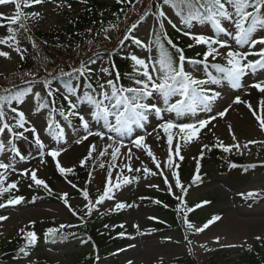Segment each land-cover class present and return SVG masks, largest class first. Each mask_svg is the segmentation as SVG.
I'll return each instance as SVG.
<instances>
[{"label": "rangeland", "instance_id": "374dc122", "mask_svg": "<svg viewBox=\"0 0 264 264\" xmlns=\"http://www.w3.org/2000/svg\"><path fill=\"white\" fill-rule=\"evenodd\" d=\"M69 1L45 0L44 3L32 7L22 6V11L25 13V17L31 21L32 31L35 33L57 34L69 23L71 16H77L89 2L99 1L106 4V7L99 11L102 16L109 11L110 6L117 3V0H86L83 3L80 0L81 6L72 7ZM149 4L150 0H143V3L140 4L135 2L134 9L127 13L115 33L108 35V41L110 42L91 47L89 54L79 53L78 57H80V60L87 61L88 56L93 51L117 49L123 36L128 34L126 29L132 23H136L137 27L132 31L129 39H138L146 46V50L140 55L141 59L146 62L157 59L156 51L152 47V37L159 27V22L157 17L148 12ZM24 9H30L29 14ZM163 10L177 28L183 31L191 32L194 35L212 36L214 34L211 25H195L190 29H185L179 24L178 17L170 7L165 5ZM33 12L39 13V15L33 17L31 15ZM146 12L147 14L145 15ZM0 13H3L5 17L13 15L15 13V5L12 3L0 5ZM5 21L7 20L5 19ZM164 25L168 32L175 35L182 34V32L172 28L167 20L164 21ZM32 31L29 30V37L34 41ZM258 35H264V33H258ZM184 36L193 51L192 58L190 57L191 60L195 58H197L195 60L203 59V53L207 50L206 46L196 44L189 36ZM33 41L30 40L27 44L30 47H34L33 44L35 43ZM231 43L234 45V41ZM35 47H37L36 44ZM260 47V45H257V49ZM15 48H17L15 45L10 48L5 44H0V51L7 52L10 56L8 59L0 56V77H12L15 74L21 62L20 54L14 50ZM241 50H247L246 46ZM220 51L224 52L226 49H220ZM257 58L256 56H249L250 60ZM58 60H52L51 63H58V69H60L63 63ZM72 61L74 60L70 59L66 63L70 64ZM209 62L221 63L225 61L222 57L217 58L215 61L209 57ZM106 66V60H102L94 66L87 67V69L92 72L93 80H96L97 83H103L104 80L109 78L108 73L102 71ZM51 69V67H46V69L44 67L43 73H32L31 78L41 80V78L47 77L51 73ZM186 71L191 72L198 79H206L202 65L187 63ZM257 81H264V70L258 71L255 75L250 74L244 77L242 81L243 87L239 90L232 89L226 81L220 85H206V88L220 92V97L207 108L201 105L198 106L195 112H187L180 115L188 117L187 119H178L180 116L175 113L164 111L161 114L162 118L149 114L148 120L142 122V126L133 125V131L130 134L124 133L117 137L116 133H107V135H112L117 140L115 147H118L121 142L125 145V147L120 148V155L115 162L111 159V148L108 149L106 155H99L100 151L112 143L107 140V135L104 140L97 136H89L87 140L79 144L76 143V140L81 139L85 134L82 127L69 129L65 140H58L52 136L47 131L46 111L38 112L34 109L37 89L33 90L27 98L24 111L29 121V125H26V127L34 126L39 132L41 141L45 145L42 157L45 163H41V154L25 160H18L16 163L8 162L5 157L0 158V161L12 165L8 172L5 173L7 177L5 186L14 181L18 182L19 190L12 189L8 193H16L24 197L23 202L19 206L11 209L5 215L8 219L0 221V249L5 248L16 237L22 235L21 229L27 232L31 227L38 224H51L55 228H59L60 225L76 227L78 222L71 217L73 216L72 211L61 199V195L67 193L71 208L76 211V215L84 218H97L100 215L107 214L110 209H114L115 204L118 202L132 205L120 219V225H124V227L120 228L121 230L118 234L124 233L125 243L120 249L111 251L103 249V254L95 258L92 264H184L177 262L184 258H187L191 264H247L248 261H245L244 255L249 247L252 249L257 246L261 249V259L258 260V264H264V174L252 176L248 174L246 177L231 183L227 177L219 173L217 164L210 161L202 169L209 172L208 176L204 178V183L191 191L187 195L186 201L194 206L212 199H216L217 202L201 209L197 223L191 229L189 238H186L179 230L152 232L150 227L157 220L163 218L160 215L159 208L139 207L137 204L138 200L143 197L157 196L159 194L169 195L178 205L181 204V201L177 199V197H181L180 189L175 187V178L172 172L178 173L181 184L193 179L197 175V163L200 161L203 151L208 149L204 148V145H208L210 148L217 145L218 140L222 141L226 146L239 144V149L232 147V150L226 153L240 154L249 166L264 164V143L248 144L247 148L244 147L249 141H264V131H261L258 121L245 104L233 103L234 98L239 96L242 101L250 102L253 109L257 110L258 115H264L258 108L259 101L264 99V93L249 87L251 83ZM17 84L18 81L15 79H10L8 82H0V91L3 92ZM178 99H180L178 96L172 97L170 103H175ZM74 103H77V101H74ZM160 106L163 107L162 102ZM225 109H227L226 115L220 118L219 112ZM77 111L86 114V119H89L90 128L93 131L106 132L102 120H91L90 115H88L91 109L87 105L79 104ZM213 116H216V119H212ZM73 118L77 119L75 116ZM110 119L114 122L113 118ZM201 120H210L211 122L198 131L196 139L187 143L182 139V137L187 136V133H181L179 128L170 130L173 135L171 148L173 164L168 166L166 161L169 154V145L167 136L159 128V125L166 121H172L177 124H198ZM59 121L62 124V121ZM229 125L232 127L231 133L229 132ZM16 131L23 130L16 129ZM233 134L236 137L235 141L232 139ZM25 135L33 136L31 132H27ZM141 135L146 137L144 143L149 146L156 160L160 162L159 169L156 168L152 158L146 154L143 148L138 149L133 146V139ZM157 135H159V139H157ZM12 136L7 130L0 134V138L5 144L10 142ZM93 144L96 149L92 152V158L87 159L82 167L81 161L88 156L90 145ZM177 144L180 147L179 156L175 154ZM217 148L222 150L220 147ZM52 149H58L61 152L56 159L62 167L73 169V173L66 175L69 179L52 180L53 172L57 170L56 161L47 155V152ZM129 149L132 152L131 167L133 169H141L138 172H129L124 167L125 164L129 163L126 156ZM180 157H183V159L181 160ZM101 164L104 166L101 167ZM113 164L115 166H111ZM182 165H186L187 169L184 177H180L179 169ZM145 167L157 174L146 175L143 171ZM26 170H35L37 177L44 180L52 189V194L56 200L45 198L46 190L43 186H36L30 178L20 175L21 172ZM109 171L112 172V184L117 182L118 174L121 182L125 178H130L131 182L126 185L122 184L119 190L114 189V199H106L103 203L96 205V209L91 216L85 215L87 211L85 205L88 201L84 198L74 197V195L78 194V188L80 190L86 189L89 193V200L95 203L98 196L103 194ZM160 172H163V175H160ZM90 173L91 176L89 175ZM71 174L73 175V180H70ZM165 177H167L168 184H165ZM73 184L76 185L75 188L72 187ZM152 185L158 187H151ZM169 185L172 186L171 192L168 190ZM248 192H257L260 195L254 198H245L240 195ZM3 197L4 195L0 198L2 199ZM213 216H220L221 219L209 225L203 232L197 233L195 231V228L202 227ZM150 217L154 219H150ZM33 222H35L34 226ZM134 225L139 227H134ZM232 230L233 232L231 233ZM257 237H261V239L258 240ZM217 241L219 242L217 243ZM228 245L236 246L228 247ZM87 252L72 244L55 246L43 244L35 250V256L27 257L13 264H36V257L40 254L44 255L48 264H91L84 260Z\"/></svg>", "mask_w": 264, "mask_h": 264}, {"label": "snow or ice", "instance_id": "6c2138e0", "mask_svg": "<svg viewBox=\"0 0 264 264\" xmlns=\"http://www.w3.org/2000/svg\"><path fill=\"white\" fill-rule=\"evenodd\" d=\"M45 0H0V5H5L12 3L15 5V13L11 16L5 17L3 13H0V27L3 26L2 21L7 20L9 24V32L11 35L7 39H0V44H5L8 47L12 48L13 44H10L8 41L12 40L14 43H18L15 37V31L11 28V25L18 24L20 27H25L22 22L25 17V13L22 11L23 7H32L34 5L42 4ZM81 2H86V0H81ZM125 0H117V3H123ZM131 2V0H127ZM137 4L143 3V0H136ZM163 5L170 7L176 16L180 18L181 24L185 28H192L193 24L211 25L213 29V35H194L191 32L183 31L168 18L165 11L163 10L160 4H157L156 17L159 22L160 32L163 34V39L167 41V44L171 48L175 49V52L178 54L177 58H174L171 55V52L168 48L164 46L163 43H160V36H157V47L159 56L157 59L146 62L144 59L137 58L132 56L131 60L133 62L134 75L130 77L133 80V83L136 86L124 87L117 82L120 80V75L117 72L115 79L107 80L103 83H98L96 88H93L91 83H88V88L91 89V92H85L83 96L77 97V103L69 102L70 111L61 113L68 119L69 117H77L80 121L81 127L84 129L85 134L81 139H77L76 143H82L84 140H87L89 136H97L101 140L105 139L107 133H116V136L119 137L121 134L128 133L130 134L133 131V125L142 126V122L148 120L149 114H154L157 118H162L161 114L164 111L175 113L177 116H180L183 113L195 112L197 111L198 106L203 105L205 108L210 106L214 101H216L221 93L209 88H206V85H220L223 82H227L232 89L239 90L243 87L242 81L244 77L248 75H255L258 71L264 70V35H258V33H264V0H163ZM70 7V6H69ZM151 5L149 4V8ZM147 12L145 13V15ZM33 17L38 16L39 13H31ZM142 18V17H141ZM167 20L168 24L172 28L176 29L178 32H182L183 35L189 36L193 39L196 44L205 45L206 51L203 53V59L201 60H189L183 52V49L177 47L173 41L167 36L165 31L164 21ZM137 27L136 23H132L129 28L126 29V35L123 36L120 43H123L124 40L130 38V34ZM224 37V38H221ZM105 39H109L108 36H105ZM234 41V45L233 42ZM137 45H142V42L138 39L134 41ZM91 43V41H89ZM257 45L261 47L257 49ZM35 47V44H33ZM246 46L247 50L244 49ZM191 47V45H189ZM220 49H226V51L221 52ZM19 52L20 49L17 47L14 49ZM255 50V51H254ZM0 56L8 59L10 58L9 53L0 51ZM249 56L258 57L255 60H250ZM209 57L213 61L217 58L222 57L225 61L224 64L220 63H210ZM23 59V57H21ZM193 65H203L206 79H198L191 72L185 71V63ZM115 67V65H113ZM209 69H214L217 76H213L212 72ZM74 72L78 73L80 77H84L86 81L91 80V72L83 65L74 69ZM104 73H109V69H102ZM61 74L63 75V69H61ZM51 75V73H49ZM142 77V79L140 78ZM44 87L48 89L47 95L49 97L55 96V91L51 88V82L46 80ZM251 88H255L260 93H264V81L253 82L249 85ZM77 89L72 85H66V95L64 98L67 100L69 96L76 95ZM180 97L176 100L175 103H170L172 97ZM37 99V110L48 107L47 103H40V95L36 94ZM15 101L17 104L23 103L22 95L15 96H2L0 95V134H3L5 130L8 133H11L14 137L26 138L25 133L31 132L36 145L41 149V163H45L43 160V149L45 148L44 143L41 141L39 132L34 126L29 125V121L26 118V115L23 111L11 107L12 102ZM152 101V102H149ZM54 102V101H53ZM162 102L163 107L160 106ZM235 104H245L248 107L249 111L252 112V115L258 121L261 131H264V115H258L257 110L253 109L252 105L248 101H242L239 96H236L233 100ZM9 106V110L14 113L10 119L14 120V124H9L6 122L5 118L7 113L5 112V105ZM79 104L87 105L91 111L88 113L92 121H103L104 128L106 132L102 131H93L90 128V121L86 119V114H83L77 111ZM258 108L261 113H264V99H261L258 104ZM54 111V109H53ZM227 109L219 112V117L223 118L226 115ZM114 119V122L112 119ZM212 119H216V116H213ZM211 121L210 120H201L198 124L196 123H187V124H177L172 121H166L159 125V128L167 136V143L169 145V154L167 157L166 164L171 166L173 164L172 156V144H173V135L170 133L171 129L179 128L181 133H187L186 137H182L185 142H190L193 139L197 138L198 131L205 128ZM58 129L57 138L63 137L64 130L60 127L59 124L55 123L52 120L51 115L49 116V123L47 125V131L51 133L53 126ZM229 132H232L231 125L228 126ZM16 129H22L23 131H16ZM157 135V139H159ZM146 137L138 136V138L133 139V146L140 149L143 148L146 154L152 158L153 163L156 168H160V162L156 160V157L152 151H150L149 146L144 143ZM232 139L235 141L236 137L233 134ZM107 140L112 143L107 145L102 151L99 152L100 156H104L108 153V149L111 148V159L115 162L120 155V148L125 147L121 142L118 147L114 145L117 143V140L114 139L112 135H107ZM264 143V141H249L244 145L245 148L248 147V144ZM217 147H220L224 152H230L232 147L239 149V144H234L232 146H226L222 141L218 140ZM204 148H209L208 145H204ZM96 146L90 145L88 156L85 157V160L81 161V166H84V163L87 159L92 158V152L95 151ZM4 150V144L0 142V152ZM11 151L15 152L17 156L20 153L11 147ZM209 150H211L209 148ZM61 154L58 149H52L47 152V155L50 156L54 161H56V168L62 176H66L68 173H73V169L64 168L61 166L57 157ZM175 154L180 155V147L177 144L175 149ZM129 161L128 164H125L124 167L127 168L129 172L140 171L141 169H133L131 167L130 161L132 152L129 149L126 154ZM23 159V157H20ZM138 159V157H137ZM182 160L183 157H180ZM104 165L101 164V167ZM111 166H115L114 164ZM110 166V167H111ZM235 167V165H232ZM12 167L9 163H4L0 161V197L4 193L10 192L12 189H18V182L14 181L8 183L5 186V181L7 177L5 173L8 172L9 168ZM178 167V165H177ZM199 162L197 163L196 172L197 175L194 176L193 183L199 181ZM15 170V169H13ZM143 171L146 175H156L157 173L152 172L150 169L145 167ZM163 175V172L159 173ZM22 177L30 178L36 186H43V188L49 193L52 194V189L48 184L37 177L35 170H26L21 172ZM91 176V173L89 174ZM173 177L175 178V187L181 189V191L186 194L187 189H184L179 175L177 172H172ZM90 182V181H89ZM131 182L130 178H125L121 182L119 174L117 176V182L112 184V172H108V180L106 182L104 191L102 195H99L95 203L89 200V193L86 189L82 190L83 198L88 201L85 205L87 211L85 215L91 216L92 212L96 209V205L103 203L106 199H114V189L119 190L122 187V184L126 185ZM165 184H168L167 177H165ZM31 187V185H29ZM72 187H76L75 184ZM151 187H158L152 185ZM169 192L172 190V186L168 187ZM240 195L245 198H254L260 194L257 192H248L241 193ZM35 199V198H34ZM61 199L64 204L69 207V210L72 211L73 215H76V211L71 208L69 205L67 193L61 195ZM181 201V204H184L182 197H177ZM24 200L23 196L10 197L6 203H0V208L7 206H14L21 204ZM159 204L160 201H155ZM208 203L204 201L195 205V208H200L203 204ZM126 207H132V205H127L124 202H118L115 204L114 209L111 210H122ZM195 208H187L184 217V223L188 229H193L194 225L188 221L187 212L194 211ZM180 209H178L179 211ZM8 217L0 216V221L7 220ZM83 220V217L80 218ZM150 219H154L150 217ZM220 216H213L209 221H207L202 227L195 228L197 233L203 232L206 228L209 227L212 223L219 221ZM33 222V226H34ZM65 227H73L72 225H60L59 228H48L45 233V237H55L57 233H60L61 230ZM124 227V225H120ZM134 227H139L134 225ZM21 232L24 233V240L26 247L21 248L20 251L27 255L26 248L34 246L37 242V235L33 231L25 232L24 229H21ZM121 236L124 233L120 234ZM261 239V237H257ZM219 241H217L218 243ZM236 245H228V247H235ZM251 251V248L248 249Z\"/></svg>", "mask_w": 264, "mask_h": 264}, {"label": "trees", "instance_id": "16d2710c", "mask_svg": "<svg viewBox=\"0 0 264 264\" xmlns=\"http://www.w3.org/2000/svg\"><path fill=\"white\" fill-rule=\"evenodd\" d=\"M69 2L72 7L81 6L80 0H70ZM135 2L136 0H131L130 3L125 0L123 3H115L110 6L109 11L104 16H102L99 14V11L104 9L106 4L100 3L99 1H91L81 9L77 16H71L69 23L65 25V27L59 33H35L34 43L39 44L40 48L29 47L27 45L28 41H30L26 30L27 27H30L29 21L25 20V18L22 20L25 25L23 28L20 27L19 23L11 25V28L15 31L16 41H18V43H14L12 40H9L8 42L20 49V56L23 57V59L21 58V63L17 67L16 72L12 77H0V82H8L10 79H15L18 81L16 86L9 87L3 92L0 91V95H22L23 103L17 104L15 101H13L11 107H14V105H24L28 94L33 90V88L39 87L37 92L41 98L39 102L47 103L48 108H50L52 111L54 109L52 115H55L56 113L59 115H61V113L67 114V112L70 110L69 102L73 98L83 96L85 92H91V89L87 86L88 83H91L92 87L99 91V88L97 87L98 84L95 81H86L84 77H80L78 73L74 72L73 70L80 68L82 65L86 67L87 64H95L102 59H105L108 63L107 69H109L110 73L109 80L115 79V76L118 72L120 75V80L117 82L118 84L124 87L133 86V80L130 79V77L134 75L131 57L136 56L139 58V55L145 50L144 46L137 45L134 42L136 39L124 40L123 43L119 44L118 48L114 50L95 51L90 54L87 61L88 63L81 62L76 67H70L69 70L63 68L58 69L59 64L51 62L52 60L59 59L58 61L62 62L63 66H65L67 60L78 59V52L83 51L88 53L92 46H99L107 42L108 39L104 38L105 35L114 33L117 30L118 25L123 21L126 13L133 9ZM157 4H160L162 8L165 6L163 5V0H150L151 7L148 8V12L154 14L155 16ZM25 12H28V10L25 9ZM2 23L3 26L0 27V37L2 39H7L11 35L9 32V24L4 20ZM158 35L160 36V43H163L164 46L170 50L171 55L174 58H177L178 54L175 52V49L171 48V46L167 44V41L163 39V34L160 32V28L153 37V45L156 49L157 56H159L156 43ZM167 36L177 47L183 49L184 55L187 58L192 54L191 47H189L190 44L186 42L182 36L169 32H167ZM89 41H91V43H89ZM113 65H115V67H113ZM42 67H51L53 73L56 72V75L43 77L38 82H35L33 79L25 80V77H28L31 72L43 71ZM61 69H63V75L61 74ZM209 71L212 72L213 76L218 75L214 69H209ZM140 78L142 79V77ZM46 80L51 82V88L55 91L54 97H49L47 95L48 89L44 87ZM69 84L75 87L77 91L76 95L69 96V99L66 100L64 98V96L67 94L66 85ZM5 112L7 113L5 118L6 122L9 123V121H14L10 119L14 113L9 110V106L7 104L5 105ZM63 118L65 117L63 116ZM69 122L79 125L78 121ZM63 130L65 133L66 129L63 128ZM11 147H15V149L21 152V154L24 156L34 152L37 153L39 151V146L36 145L34 139L31 137H16L13 142V146ZM210 149L211 150L208 148L203 151V155L199 161V169H202V167L213 160L218 164V170L221 175L227 176L232 182L241 179V177L238 176H241V172L243 171H248L251 173H264V165L245 167V162L239 154H225L216 146H212ZM232 165H235V167ZM179 171L180 177H184L187 173L186 165L181 166ZM206 175H208V172L202 171L199 174L200 179L196 183H193L194 178L182 183L183 188L187 189L186 194H184L180 189V195L184 200V204L178 205L171 196L164 194L143 197L138 201L139 206L159 208L160 215L163 216L162 219H159L154 223L153 226L150 227L152 232L163 230H179L183 235L186 236V238H189L191 229L186 227L184 223V217L187 208H195V206L187 203L186 196L195 188H197V186L204 183L205 180L203 178ZM63 179L69 178L67 176H62L59 171L53 172L52 180ZM70 180H73L72 174ZM15 196H18V194L6 193L2 199L0 198V203H6L10 197L14 198ZM74 197L83 198L82 190L79 189L78 194L74 195ZM45 198L56 200L55 196H53V194H49L47 191ZM155 201H160V203L157 204ZM216 201L217 200L215 199L209 200L207 201L208 203L203 204L202 207L208 204H213ZM15 206L17 205L0 208V216H5L8 211ZM202 207L195 208L194 211L187 212V219L193 225L196 224L199 212ZM178 209L180 210L178 211ZM127 210L128 207L122 210H113L110 213L102 215L98 218L83 217V220L80 219L82 216L73 215L72 218L78 222V225L72 228L66 227L64 230H61L60 233H57L55 237H45L46 230L48 228H53L51 224L35 225L28 231L35 232L38 239L34 246L26 248L28 254L25 255L20 251L21 248L26 247L23 233L22 235L16 237L8 246L0 249V264H13L14 262L27 257L35 256V250L43 244L62 245L67 243L74 244L83 251H88L85 254L84 260L92 264L95 258L103 254V249H120L125 243V237L118 233L121 230L119 221ZM244 256L245 261H248L247 264H258V260L261 259V249L259 246L252 248L251 251L248 250ZM36 258V264H48L44 255L40 254ZM177 262L191 264L187 258L178 260Z\"/></svg>", "mask_w": 264, "mask_h": 264}, {"label": "bare ground", "instance_id": "6f19581e", "mask_svg": "<svg viewBox=\"0 0 264 264\" xmlns=\"http://www.w3.org/2000/svg\"><path fill=\"white\" fill-rule=\"evenodd\" d=\"M207 26H210V25L207 24ZM197 27H198V26H197ZM195 29H196V28H195ZM185 118H188V117H185V116H183V117H182V116L178 117V119H185ZM260 225H261V222H260ZM232 232H233V230L231 231V233H232Z\"/></svg>", "mask_w": 264, "mask_h": 264}]
</instances>
